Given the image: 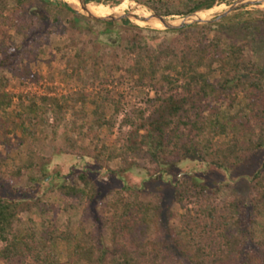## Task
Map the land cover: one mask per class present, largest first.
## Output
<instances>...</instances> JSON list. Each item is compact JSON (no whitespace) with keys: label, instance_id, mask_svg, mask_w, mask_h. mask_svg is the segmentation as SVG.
<instances>
[{"label":"rangeland","instance_id":"obj_1","mask_svg":"<svg viewBox=\"0 0 264 264\" xmlns=\"http://www.w3.org/2000/svg\"><path fill=\"white\" fill-rule=\"evenodd\" d=\"M7 1L10 8L16 4L15 0ZM46 1L48 5L40 0L23 2V9H18L14 14L16 23L11 24L8 20L3 24L0 21V44L20 43L23 36L17 29L22 23L27 26L25 32L35 33L24 44V50L13 64L6 67L0 65V196L15 188L31 189L33 201L38 200L35 209L19 213L14 231L32 230L44 235L48 241L51 234L55 246H49V249L56 259L54 264L67 263L68 257L61 237L79 231L80 227L86 235L98 239L106 252L112 246L109 237L112 228L117 229L120 238L130 249H135L131 234H137L138 230L133 229L131 232L124 228L132 226L134 218L123 214L122 204L135 197L152 200L156 193L165 188L163 184L173 183L176 174L178 179L189 175V188L183 205L171 202V195L167 193L157 223L145 236L139 238L159 247L151 251L153 255L156 254V264H179L181 257L171 249L170 243L174 229L185 225L191 227L193 237L214 248L219 240L221 216L227 212L226 197L232 191L230 182H220L212 177L216 193L211 200L215 217L211 218L206 210L201 211L204 205L202 196L198 197L196 193L198 188L195 185L205 183L203 174H195V171L201 170V166L194 155L187 156L181 162L176 158L161 161L150 154L147 146H142L138 154L126 150L135 125H139L142 118L156 117L159 97L164 98L169 94L167 85L139 82L128 73L127 40L138 28L144 29V34L166 29L155 28L134 18L106 25L102 21L74 13L77 7L68 0ZM197 1L88 0L87 4L101 6L105 12H96L95 15L103 17L130 11L144 17L143 12L150 14L147 10L149 8L159 15L164 12L181 13L165 16L170 21L178 22L196 12L197 17H206L237 0H209L211 8L201 5L199 10L189 12ZM136 3L142 6L135 7ZM231 15L234 16L225 19ZM228 16L186 27H204L208 39L224 36L231 32L230 28L235 23L258 25L264 22V3L245 6ZM81 22L87 26L83 27ZM151 23L162 26L156 19H152ZM105 32L108 33L107 37L105 34L101 37L109 38L113 44L100 40L99 36ZM181 38L180 35H174L170 40L163 41V44L178 45ZM249 43L256 59L264 63V38ZM250 46L246 47V54ZM174 93L177 101L185 95L180 87ZM80 96L85 98L84 102L79 100ZM53 97H65L67 100L57 119L49 105ZM192 100L196 101V97H190L186 107L190 106ZM238 101L230 108L227 101L207 106L196 102L194 112L200 115L201 120L213 112V107L224 115L237 114L241 117L246 100ZM32 103L35 104L36 112L30 111ZM138 110L143 111L142 118L136 115L135 111ZM191 115L193 117L195 114ZM170 128H166L167 132ZM182 129L187 133V128ZM146 130H140V134ZM194 131L192 128L191 133ZM232 134L229 131L228 136L217 135L213 142L222 146ZM68 140L82 146L84 155L93 153L95 149L102 150L104 157L101 166L98 168L90 158L76 160L80 156L66 152ZM138 140L139 137L136 138ZM85 168L94 172L103 183L113 187L94 205L86 198L66 196L57 189V185L62 183L81 186L77 172ZM112 171L116 178L109 182L108 175ZM156 177H160L162 182L157 181ZM41 179H46V183L39 184ZM161 183L162 189L158 186ZM119 198L121 201H118ZM260 219L264 221V217ZM251 243L248 240L245 249L253 252ZM4 245L0 242V249ZM1 263L36 264L29 254L15 256L9 261L1 260Z\"/></svg>","mask_w":264,"mask_h":264},{"label":"trees","instance_id":"obj_2","mask_svg":"<svg viewBox=\"0 0 264 264\" xmlns=\"http://www.w3.org/2000/svg\"><path fill=\"white\" fill-rule=\"evenodd\" d=\"M15 1V6L10 8L7 0H0L1 23L4 24L8 20L11 24L16 23L14 14L18 9H23V2L28 0ZM40 1L48 5V1ZM201 5L204 8L212 6L209 0H199L189 12L199 10ZM170 14L181 13L164 12L160 15ZM232 16L234 15L225 19L228 20ZM102 22L113 25V22ZM81 24L83 27L87 26L85 22ZM248 24L235 23L230 28V33L211 39L207 38L204 27H183L154 31L150 34H144L145 30L138 28L127 40L128 73L139 82L167 85L169 94L164 98L159 97L156 117L144 119L143 111H135L142 121L135 125L126 150L137 153L142 146H147L150 154L161 161L176 158L181 162L187 156L194 155L201 166V170L195 171V174H203L205 183L195 185L198 188L196 193L198 197L202 196L204 205L201 211L206 210L211 218L215 217L211 200L216 193L212 177L220 182L229 181L232 187L231 193L226 197L227 212L221 216L219 240L214 248L193 237L192 229L188 225L174 229L170 247L180 255L179 264H264V221L260 219L264 217V63H259L249 43L251 40L264 38V22L258 25ZM26 30L24 23L18 25L17 32L23 36L18 44L1 42V66L13 64L24 50V44L35 34L34 31L25 32ZM104 34L107 37V32L101 33L100 40L113 44L109 38L101 37ZM174 35L182 37L178 45L163 44V41L170 40ZM247 46H250V49L246 54ZM179 87L185 95L177 101L174 91ZM190 97H196V101L192 100L190 106L186 107ZM78 98L82 102L85 101L82 96ZM238 99L246 100L241 117L237 114L224 115L218 108L213 107V112L201 120L200 115L194 112L197 108L196 102L207 106L227 101L230 108L239 102ZM66 104L65 97L50 98L49 105L56 119ZM29 108L30 111L36 112L35 104H30ZM191 114L195 115L192 117ZM128 122L134 124L132 121ZM170 126V131L167 132L166 128ZM144 128L147 130L140 134V130ZM182 128H187V133H184ZM192 128L195 129L193 134ZM229 131L233 134L224 145L219 146L213 142L217 135L228 136ZM83 151L82 146L67 141L66 152L80 156L76 157V160L90 158L98 168L101 166L104 157L102 150L95 149L87 155H84ZM43 175L46 177L45 172ZM77 177L81 186L62 183L57 185L58 191L66 196L86 198L94 205L108 190L113 189L88 168L79 170ZM189 177L191 176L184 175L178 179L176 174L173 183L163 184L165 188L162 189V183L158 185L162 190L155 194L154 199L135 197L122 204L123 214L134 218L132 226L124 228L131 232L133 229L138 230L137 234H131L135 249H130L120 238L117 229L112 228L109 234L112 246L109 252H106L98 239L86 235L80 227L79 231L61 237L68 257L66 264L157 262L156 254L153 255L151 251H156L159 247L153 242L141 241L139 236H145L157 223L167 193L171 195V202L183 205L189 188ZM115 178L116 175L112 171L108 180L110 182ZM45 180L41 179L39 184L46 183ZM156 180L162 182L160 177H156ZM48 184H51V181ZM33 198L31 189L16 188L0 196V242L5 244L0 249V264H5L1 263V260L9 261L15 256L26 254L31 255L36 264H54L56 259L49 249V246H55L51 234L48 241L44 235L32 230L14 231L19 213L37 207L38 200L33 201ZM248 240L252 242L250 246L254 249L253 252L245 249Z\"/></svg>","mask_w":264,"mask_h":264},{"label":"water","instance_id":"obj_3","mask_svg":"<svg viewBox=\"0 0 264 264\" xmlns=\"http://www.w3.org/2000/svg\"><path fill=\"white\" fill-rule=\"evenodd\" d=\"M77 1L79 3V6H77V8L73 10V12L76 14H81L89 19H93L96 21H106V22L118 21V20L125 19V18H134L140 21H145V22H149L152 19H156L161 23L162 28L166 30L181 29L183 27H186L192 24L209 23L214 20L226 17L245 6L264 3V0H237L234 3L227 5L224 9L220 11H216V12H212L208 14L206 17H203V18L197 17L196 15L198 12H196V13H193L192 15L184 17L178 22H174V21H170L166 19L165 16L155 13L153 10L149 8H147V10L150 12L148 17H139L138 15H135L133 11H130L127 13H118L115 15L107 16V17H97L87 11L86 9L87 2L85 0H77ZM140 6L142 5L139 3H136L135 5V7H140Z\"/></svg>","mask_w":264,"mask_h":264},{"label":"bare ground","instance_id":"obj_4","mask_svg":"<svg viewBox=\"0 0 264 264\" xmlns=\"http://www.w3.org/2000/svg\"><path fill=\"white\" fill-rule=\"evenodd\" d=\"M68 2L71 4V5H73L74 7H77V6H79L77 3H76V1L75 0H68ZM102 5V4H101ZM86 9H87V11L88 12H90L91 14H94L95 15V13L96 12H98V13H103V12H105V11H103V9H102V7L101 6H93V5H91V4H87L86 5ZM96 9H98V10H96ZM90 10H94V11H90ZM143 15H144V17H148V15L145 13V12H143ZM95 16H97V17H103L104 15H95ZM148 24H151L153 27H155V28H162V26H158V25H154V24H152L151 23V21H149V22H147Z\"/></svg>","mask_w":264,"mask_h":264}]
</instances>
